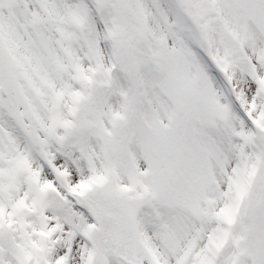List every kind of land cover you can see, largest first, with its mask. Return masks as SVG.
Wrapping results in <instances>:
<instances>
[{
    "label": "snow or ice",
    "instance_id": "obj_1",
    "mask_svg": "<svg viewBox=\"0 0 264 264\" xmlns=\"http://www.w3.org/2000/svg\"><path fill=\"white\" fill-rule=\"evenodd\" d=\"M0 264H264V0H0Z\"/></svg>",
    "mask_w": 264,
    "mask_h": 264
}]
</instances>
